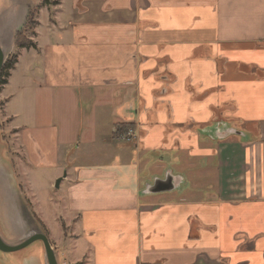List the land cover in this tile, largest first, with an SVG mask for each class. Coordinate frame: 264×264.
Wrapping results in <instances>:
<instances>
[{"label":"crops","instance_id":"0c3cea01","mask_svg":"<svg viewBox=\"0 0 264 264\" xmlns=\"http://www.w3.org/2000/svg\"><path fill=\"white\" fill-rule=\"evenodd\" d=\"M55 1L0 99L9 110L28 85L57 91L72 122L61 127L92 148L79 163L55 127L14 128L4 110L20 169L69 165L57 190L65 181L73 258L264 264V0ZM195 162L210 184L190 182ZM169 177L171 190L150 192Z\"/></svg>","mask_w":264,"mask_h":264},{"label":"rangeland","instance_id":"374dc122","mask_svg":"<svg viewBox=\"0 0 264 264\" xmlns=\"http://www.w3.org/2000/svg\"><path fill=\"white\" fill-rule=\"evenodd\" d=\"M25 4L28 5L27 13H30L31 11L36 12V15H34L35 22L38 18H42L45 20L47 14L46 11H49L53 13V10L55 9L56 1L55 0H24ZM63 5H68L69 0H62ZM12 10V9H10ZM46 10V11H43ZM40 11L41 14H40ZM40 20V19H39ZM40 22V21H39ZM39 25V24H38ZM41 27H44V24H40ZM24 28V26H23ZM22 28V30H23ZM37 28V23L30 27L29 31L26 30V38L28 40H31L33 42V37L35 36V29ZM21 30V31H22ZM40 35L42 34V29H40ZM37 37V35H36ZM43 38V39H42ZM44 41V37L41 35L39 42ZM50 42H53L54 40L52 38H48ZM41 44V43H40ZM19 52L18 48H13L10 55H16ZM9 55V56H10ZM27 59L22 58L21 60V66H19V69H22L24 66V63ZM38 70V69H37ZM8 71V76H9ZM39 72V71H38ZM37 72V77L38 75ZM8 78V77H7ZM5 79V81L7 80ZM16 83L17 86H20V80L15 79L13 81ZM3 85H0V90ZM12 86L13 83H12ZM27 90L23 95V104L25 103V106H21L20 108L18 105L15 104V100H13V103L9 110L4 109L3 101L0 99V127L2 131L0 132V165L10 169L13 171V176L17 185V188L15 189L17 191V196L19 197L20 203H19V209L23 212V221L25 222L24 229L28 230L32 226V221H30L27 215H30L29 212L34 216V218L37 220V222H40L39 229H41L47 236L53 250L55 251L57 255V261L58 264H83V261H77L73 258V254L69 251H71V244L70 242L66 243L67 236L71 233V227L69 228L67 217L65 216L64 208H63V197H65V184L66 182L63 181L61 187L59 190L55 188H51V184H55V182L58 179H61L63 175H65L66 171H69V165L64 161L65 159L58 162L59 169L54 170L53 168H46L42 165L39 166V168H22L20 169V164L17 163L16 159L20 154L19 146L17 145L15 139V132L16 130L10 129V123L9 120L5 119V111L6 113H9L10 115H13V125L14 128L21 129L23 127H40L41 125H49L50 127H55L53 130H55V134L58 131L60 137L57 139L58 145L62 146V151L64 153V156L67 154H76L80 151V156H83L80 158L79 163H85L87 160V155H93L88 152V150L92 149L91 147H88L87 145L83 148L81 144V138L80 135L84 132L83 129L77 130L76 128L74 130H67L65 131L64 128L61 127L60 118L63 117V114L61 115V106L59 104V99L56 98V95H58L57 91L50 92L45 90H38V89H30L29 85L26 87H23V89ZM117 103V102H116ZM14 109L16 112H14ZM5 110V111H4ZM65 117H67V120L69 118V115L64 114ZM41 120H44V123H40ZM87 123L86 121L83 122V124ZM72 125V122L70 121L69 126ZM76 125V124H74ZM51 130V129H49ZM128 131V130H127ZM126 131V132H127ZM21 132V131H20ZM125 132V133H126ZM129 132H127L128 134ZM75 136V137H74ZM77 137V138H76ZM60 138H68L64 141L65 144L60 143ZM70 144V145H68ZM122 144V143H121ZM68 145V146H67ZM129 146V144L127 143ZM77 147V148H76ZM113 147L116 149V147L113 145ZM43 151L44 148L40 147ZM82 148V149H81ZM77 149V150H76ZM95 149L98 150V147H95ZM26 151L30 154V148ZM129 152V151H128ZM130 156L132 154L130 149ZM19 158V157H18ZM26 159H29V161L32 163V165L36 166V158H31L26 156ZM86 159V160H85ZM130 159V157H129ZM81 165V164H79ZM158 167V164H155L154 166L151 165L149 170H155ZM185 169H188V167L185 166ZM199 170V165L195 162L192 167L191 176H194L195 178L190 179V182H193L197 184V187H204L206 184H210L209 181L206 182L203 175L201 177L199 176V173H196ZM181 172L185 173L184 170H181ZM196 173V174H195ZM26 176V179H28V182L31 183V191L29 189V183L26 182V180L23 178ZM210 180V179H209ZM195 181V182H194ZM63 201V202H62ZM24 202V203H23ZM26 206V207H25ZM26 211L25 212V208ZM24 210V211H23ZM3 229L5 232L13 236V240L19 238V234L15 235L12 230L11 226L8 222L6 224H3ZM37 243L31 244L29 247H27L25 250L9 254L6 256H3L0 254V264H6L4 260H9L10 258H13L18 264L20 261V258L24 256L28 250H36L38 248ZM3 256V257H2ZM34 264V263H33Z\"/></svg>","mask_w":264,"mask_h":264},{"label":"water","instance_id":"95a60500","mask_svg":"<svg viewBox=\"0 0 264 264\" xmlns=\"http://www.w3.org/2000/svg\"><path fill=\"white\" fill-rule=\"evenodd\" d=\"M28 5L24 0H0V72L9 56L15 43L16 34L22 30L28 17ZM12 9V10H10ZM60 179H58L54 188H58ZM13 171L0 165V254L3 256L14 254L25 250L33 243L39 246L36 250H28L20 258L18 264H58L57 255L53 250L46 234L39 229V223L29 212L28 219L32 221V226L25 230L23 221V212L19 209V197ZM173 188L171 178L157 180L150 188V192L169 191ZM24 203V202H23ZM26 207V206H25ZM24 207V208H25ZM24 211V210H23ZM25 212L26 208H25ZM9 223L12 232L18 239H12L13 236L3 229V224ZM2 256V257H3ZM6 264H16L13 258L4 260Z\"/></svg>","mask_w":264,"mask_h":264},{"label":"trees","instance_id":"16d2710c","mask_svg":"<svg viewBox=\"0 0 264 264\" xmlns=\"http://www.w3.org/2000/svg\"><path fill=\"white\" fill-rule=\"evenodd\" d=\"M34 15H36V12L31 11L28 14L27 20H26V24L23 28L22 31H19L16 36H15V43H14V47L18 48V49H29V48H33L34 44L31 40H28L26 38V30L29 31L30 27L36 24L35 19H34ZM16 63V56L14 55H10L7 57L1 72H0V85L5 84V79L8 77V71L11 70L14 66V64ZM128 127V126H127ZM2 131L1 127H0V132ZM40 224V222H38Z\"/></svg>","mask_w":264,"mask_h":264},{"label":"built area","instance_id":"2783aa9c","mask_svg":"<svg viewBox=\"0 0 264 264\" xmlns=\"http://www.w3.org/2000/svg\"><path fill=\"white\" fill-rule=\"evenodd\" d=\"M126 140L128 141V140H129V138H126Z\"/></svg>","mask_w":264,"mask_h":264}]
</instances>
